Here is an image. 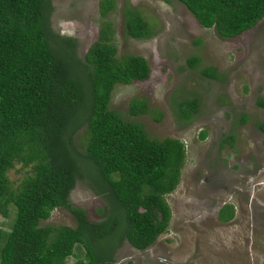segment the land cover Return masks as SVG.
Instances as JSON below:
<instances>
[{"label":"trees","instance_id":"obj_1","mask_svg":"<svg viewBox=\"0 0 264 264\" xmlns=\"http://www.w3.org/2000/svg\"><path fill=\"white\" fill-rule=\"evenodd\" d=\"M175 1L219 38L237 36L264 16V0ZM112 7L111 0L97 1L104 20L78 59L73 39L49 28V0H0V216L8 217L10 209L8 228L0 231V264H113L122 240L143 250L166 229L169 210L162 196L177 184L184 149L176 139L147 138L140 125L108 108L114 85L148 75L141 56L115 55L105 19ZM122 22L124 37L151 34L134 8L123 7ZM185 63L192 68L197 58ZM199 74L217 75L208 67ZM175 104L183 121L196 109L195 99ZM254 104L264 108V98ZM145 112L143 100L128 103V115ZM246 119L240 113L237 122ZM255 125L264 133V121ZM80 128L84 141L77 147L73 140ZM227 141L230 134L220 143ZM14 163L28 174L10 187L5 173ZM83 178L104 200L99 221H88L68 201L74 181ZM54 208L66 210L74 226L42 224ZM216 216L228 221L231 206L222 205Z\"/></svg>","mask_w":264,"mask_h":264},{"label":"rangeland","instance_id":"obj_2","mask_svg":"<svg viewBox=\"0 0 264 264\" xmlns=\"http://www.w3.org/2000/svg\"><path fill=\"white\" fill-rule=\"evenodd\" d=\"M98 0H49V28L74 41L80 59L95 40ZM105 19L111 26L115 55L141 56L148 67L144 80L114 85L108 108L124 121L141 126L147 138L180 141L184 160L174 189L162 196L169 210L166 229L143 250L124 240L113 254V264H264V133L255 123L264 121V16L253 27L231 38H219L214 29L200 27L175 0H111ZM134 8L148 25L146 39L123 35V7ZM196 57L190 68L185 60ZM217 74L207 78L201 68ZM131 99L145 102L146 112L126 113ZM195 99L188 121L176 116L175 102ZM247 119L238 123V115ZM200 133L202 136L200 137ZM227 134L232 142L220 140ZM84 141L82 128L73 140ZM28 174L14 163L5 175L10 187ZM70 204L83 210L88 221H99L105 205L86 179L75 180ZM229 204L232 217L221 222L218 209ZM8 217L0 216V231ZM42 224L74 226L71 215L54 208ZM74 257L80 252L73 249ZM67 257V262L75 258Z\"/></svg>","mask_w":264,"mask_h":264}]
</instances>
